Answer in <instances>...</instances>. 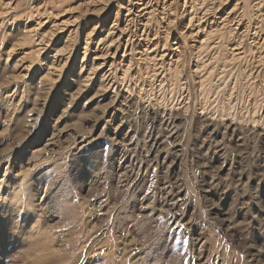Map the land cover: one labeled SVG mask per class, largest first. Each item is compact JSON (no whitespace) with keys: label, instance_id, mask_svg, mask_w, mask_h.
<instances>
[{"label":"rangeland","instance_id":"rangeland-1","mask_svg":"<svg viewBox=\"0 0 264 264\" xmlns=\"http://www.w3.org/2000/svg\"><path fill=\"white\" fill-rule=\"evenodd\" d=\"M264 0H0V264H264Z\"/></svg>","mask_w":264,"mask_h":264},{"label":"snow or ice","instance_id":"snow-or-ice-1","mask_svg":"<svg viewBox=\"0 0 264 264\" xmlns=\"http://www.w3.org/2000/svg\"><path fill=\"white\" fill-rule=\"evenodd\" d=\"M262 215H264V213H262Z\"/></svg>","mask_w":264,"mask_h":264}]
</instances>
